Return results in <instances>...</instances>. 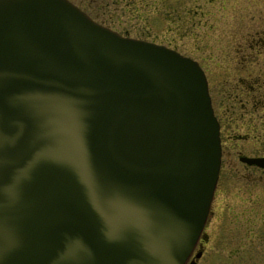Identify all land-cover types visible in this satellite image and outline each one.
I'll return each mask as SVG.
<instances>
[{
    "label": "water",
    "instance_id": "water-1",
    "mask_svg": "<svg viewBox=\"0 0 264 264\" xmlns=\"http://www.w3.org/2000/svg\"><path fill=\"white\" fill-rule=\"evenodd\" d=\"M220 164L196 61L68 0H0V264H186Z\"/></svg>",
    "mask_w": 264,
    "mask_h": 264
},
{
    "label": "rangeland",
    "instance_id": "rangeland-1",
    "mask_svg": "<svg viewBox=\"0 0 264 264\" xmlns=\"http://www.w3.org/2000/svg\"><path fill=\"white\" fill-rule=\"evenodd\" d=\"M70 1L80 6L91 18L123 37L164 45L182 56L197 61L207 71V75L210 54L226 48L231 32H236L234 28L248 22L247 19L250 17L255 18L257 4L261 2V0ZM232 158L238 165L235 153ZM245 175L247 174L239 175L230 170L221 172L211 213L203 231L208 240L203 247H199L197 243L191 256L194 258L202 250L203 256L198 264H264V212L254 216V211L258 208L255 206L256 201L247 204L248 201L243 199L245 181L240 178ZM250 207L252 208L249 209ZM233 219L236 223L232 222ZM241 223L243 225L235 230L233 225L239 226ZM252 224L256 227H250L247 231L245 226ZM189 263L190 260L187 264Z\"/></svg>",
    "mask_w": 264,
    "mask_h": 264
},
{
    "label": "flooded vegetation",
    "instance_id": "flooded-vegetation-1",
    "mask_svg": "<svg viewBox=\"0 0 264 264\" xmlns=\"http://www.w3.org/2000/svg\"><path fill=\"white\" fill-rule=\"evenodd\" d=\"M255 14V18L234 28L236 32H231L225 49L210 54L207 75L211 105L219 125L220 174L225 170L247 174L240 178L245 181L243 199L247 204L256 201L254 216L264 212V166L249 165L244 159L264 160V0L257 4ZM233 26L234 23L232 31ZM234 153L238 165L232 158ZM242 225L233 227L238 230ZM246 227L249 231L256 225ZM207 240L203 237L199 247Z\"/></svg>",
    "mask_w": 264,
    "mask_h": 264
}]
</instances>
